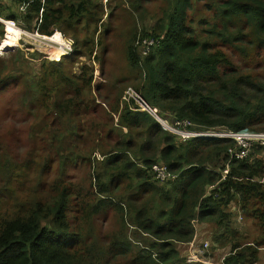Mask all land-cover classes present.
Wrapping results in <instances>:
<instances>
[{"label": "trees", "instance_id": "obj_1", "mask_svg": "<svg viewBox=\"0 0 264 264\" xmlns=\"http://www.w3.org/2000/svg\"><path fill=\"white\" fill-rule=\"evenodd\" d=\"M101 2L0 4V17L28 31L74 37L69 55L42 59L30 84L35 93L26 97L37 98L54 120L66 118L62 130L51 133L47 156L23 166L0 158V264H188L183 246L199 223L218 226L217 244L229 246L222 264H254L264 248V146L256 143L240 159L227 153L239 150L232 139L181 143L121 96L127 82L164 117L188 119L201 130L264 132V0H170L163 18L142 34L126 30L117 8L106 16ZM3 32L0 22V39ZM137 35L158 38L160 45L141 57ZM106 37L109 49L120 41L127 71L107 89L108 111L100 117L92 66L83 63L77 75L73 67L94 52L95 59L105 56ZM228 52L241 64L233 66ZM15 64H27L23 53ZM154 163L174 175L169 185L155 184ZM78 166L85 169L81 177L74 173ZM18 181L25 193L34 184L31 199L15 194L12 183ZM231 203L259 228L248 243L231 226ZM110 214L114 228L99 234L100 221Z\"/></svg>", "mask_w": 264, "mask_h": 264}, {"label": "rangeland", "instance_id": "obj_2", "mask_svg": "<svg viewBox=\"0 0 264 264\" xmlns=\"http://www.w3.org/2000/svg\"><path fill=\"white\" fill-rule=\"evenodd\" d=\"M9 1L10 0H0V4L5 6L10 5ZM169 1L170 0H102L101 6L106 16L112 9L117 8L118 13L122 15L119 20L126 21V30L128 29L127 27H131L130 29L132 32L136 31L137 34H142L143 30L149 31L150 28L152 29L156 26L159 19L163 18ZM131 3L135 6H131ZM106 16L105 19L107 20ZM119 20H116L114 16L111 19L113 24H117ZM20 32L21 34L18 36L17 45L7 49L3 47V49L0 43V158H10L11 161L17 162L19 165L23 166L28 161L39 159L40 156H47L46 143L52 132L59 133L60 130H62L63 122L66 118L62 119V121L54 120V117L47 113L45 108L41 106L42 104L38 103L37 98L33 99V96L28 99L26 98L31 92L32 94L35 93V89L31 90L30 84L33 79H38L42 59H56L60 57V54L52 57L51 53L55 51L51 49V46L37 39L33 31L29 32L34 36L24 34L22 31ZM59 34L63 40L69 38L74 41V37L71 34H63L62 32H59ZM5 35L4 29L0 42L5 39ZM37 36L43 35L39 34ZM137 36V42L135 43H138V41L144 37L151 38L150 36ZM108 40L110 39H107V37L104 39V43L108 48L105 56L103 55L105 52L102 55L101 53L99 54L101 49L97 50L96 47L95 50L99 54L98 59L94 58V52L90 57H81V62L73 67V74L77 75L81 72L80 65L83 63H89L92 66L93 82L91 85V94L95 101L94 107L97 109L96 113L99 114L100 117L102 113L108 111L109 101L103 100L107 95V89L115 80L122 77V72L125 68L127 71V64L123 51L120 49V41L114 40L109 49L108 43H110V41ZM34 52H38L39 55L31 57L30 54ZM20 53H23L24 58L27 60L25 66L15 64L19 59ZM228 53L231 57L233 66L236 67L241 64L236 55L230 52ZM13 74L18 75L19 79L17 82L13 81L11 76ZM5 81H8V83H4ZM125 88L121 96L123 100L126 92L136 93L133 86L127 82ZM136 94L138 95V93ZM129 98L131 97L126 95V100ZM96 113H89V115ZM88 119H91V117H88ZM46 127L49 128L51 131L50 133L45 132ZM68 140L69 137L66 135L64 137V142L67 143ZM261 154L264 159V151ZM74 173L81 177L85 173V169L78 166L74 170ZM51 177L52 172H48L46 174V179H51ZM155 184L163 186L162 184H158V182ZM29 185L30 183H27V186ZM12 187L15 194L21 200L31 199L34 195V184H31L26 193L22 191L21 181L13 182ZM229 206V211H231V226L246 239V243L250 242L258 235V226L252 219L244 220L236 203H231ZM112 216L113 215L110 214L106 219L100 221L99 234H104L107 229L114 228ZM220 233L219 230L214 231V233H209L207 230L203 235V238L206 239L196 238L197 242L207 241L209 243L207 255L211 258L213 264H221V257L226 255L229 249V246L217 244L218 241L216 237ZM183 249L184 258L186 259L187 248L183 246ZM254 264H264V251L260 252L258 261Z\"/></svg>", "mask_w": 264, "mask_h": 264}, {"label": "built area", "instance_id": "obj_3", "mask_svg": "<svg viewBox=\"0 0 264 264\" xmlns=\"http://www.w3.org/2000/svg\"><path fill=\"white\" fill-rule=\"evenodd\" d=\"M31 1V0H30ZM29 2H24L20 5L19 9L23 11ZM0 22L3 24L4 29L12 27L18 29L19 31L24 32V34L34 36L31 32L24 29L22 24L19 21L5 19L0 17ZM35 35H39L38 32L33 31ZM56 32V31H55ZM46 36V35H44ZM137 42V39L136 41ZM138 49L139 55L141 57L147 56L151 50L159 47L160 40L155 37H144L141 38L138 43H135ZM74 41L73 39H62L61 55H69L73 50ZM58 54V55H59ZM126 95L131 97L136 101L137 105L142 109L149 112L155 120L158 122L159 126L178 138L179 142H185L190 140L193 137L205 138V139H220L228 138L235 141V146L239 147V150H235L234 147L227 149V153L230 156L243 159L248 156L252 148L256 143H261L264 146V132H255L250 131L249 129H242L238 131H233L225 128H211V129H198L195 125L188 119H173L171 117H164L161 114H158L155 108L150 107L139 95L132 92H126L123 97L126 100ZM128 100V99H127ZM226 164V163H225ZM153 179L158 182V184L169 185V183L174 178V175L170 173L163 163H154L150 167ZM227 170L222 172V178L225 177ZM212 187L206 189V195L209 194ZM138 245H141L140 242H135ZM187 248V256L185 262L188 264L191 263H204V264H213L211 258L207 255L209 249V243L207 241L197 242L196 237L191 241L184 244ZM225 256V255H224ZM221 257V264L223 263V258Z\"/></svg>", "mask_w": 264, "mask_h": 264}, {"label": "bare ground", "instance_id": "obj_4", "mask_svg": "<svg viewBox=\"0 0 264 264\" xmlns=\"http://www.w3.org/2000/svg\"><path fill=\"white\" fill-rule=\"evenodd\" d=\"M5 39L2 41L1 40V46L4 48H9V47H13L14 45H17V40H18V36L21 34V32L12 27H8L5 30ZM37 39H39L40 41L44 42L45 44L51 46V49H53L55 52L60 53L61 50V46H62V39H61V35L59 34V32H54V34H52L51 36H35Z\"/></svg>", "mask_w": 264, "mask_h": 264}, {"label": "crops", "instance_id": "obj_5", "mask_svg": "<svg viewBox=\"0 0 264 264\" xmlns=\"http://www.w3.org/2000/svg\"><path fill=\"white\" fill-rule=\"evenodd\" d=\"M218 229H219L218 226L210 225L207 223L196 224L195 225V237L200 238V239H206V238H203V235L207 232V230L209 231V233H214V231H216ZM261 251L263 252L264 248H262ZM260 252H259V254H260Z\"/></svg>", "mask_w": 264, "mask_h": 264}]
</instances>
